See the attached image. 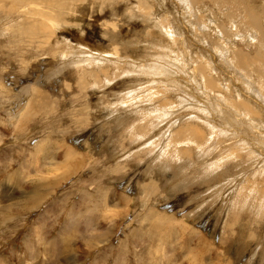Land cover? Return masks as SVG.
I'll list each match as a JSON object with an SVG mask.
<instances>
[{
    "label": "rangeland",
    "instance_id": "rangeland-1",
    "mask_svg": "<svg viewBox=\"0 0 264 264\" xmlns=\"http://www.w3.org/2000/svg\"><path fill=\"white\" fill-rule=\"evenodd\" d=\"M246 1L0 0V264H264V35L240 15L264 0ZM228 91L260 129L215 113Z\"/></svg>",
    "mask_w": 264,
    "mask_h": 264
},
{
    "label": "bare ground",
    "instance_id": "bare-ground-1",
    "mask_svg": "<svg viewBox=\"0 0 264 264\" xmlns=\"http://www.w3.org/2000/svg\"><path fill=\"white\" fill-rule=\"evenodd\" d=\"M204 0H185V5L187 6V8L189 9V14L193 17L194 15H195V12L193 13V7L194 6H198L199 4H201L202 2H203ZM235 2H237V0H234ZM244 1H246V0H244ZM206 2H207V0H206ZM239 2V1H238ZM143 3V2H142ZM246 3H247V1H246ZM205 4V3H204ZM202 5V4H201ZM146 6V5H145ZM193 6V7H192ZM203 7V6H202ZM146 9V8H145ZM250 9V8H249ZM146 12V11H145ZM246 12V14H244ZM146 13H148V12H146ZM150 13V12H149ZM241 14H244V16L248 19L247 21H249V23H250V26H252V27H254L257 31H258V35H259V37L260 36H263L264 34L262 33V26L260 25L264 20V8H262L261 9V11L260 12H258V13H256L254 10H252V11H247V9H243V12H241L240 13V15ZM227 18L228 19H230L229 21H232V19L231 18H233V16L231 15V14H228L227 15ZM51 19V18H50ZM188 19H189V17H188ZM190 21V20H189ZM158 22V21H157ZM158 25L160 26V27H158V29L160 30V33L162 34V35H166V37H161V38H163V39H168V40H172L173 39V36L176 34V32L175 31H173V32H170V31H168V30H170L169 28L168 29H166V26H165V24H163L162 25V23L161 22H159L158 23ZM233 27H235V26H233L232 24H231V26H230V28H233ZM238 28H239V26H238ZM248 28V27H247ZM250 29V28H249ZM240 30H241V28H240ZM244 31L246 32V30L244 29ZM225 32V31H224ZM237 33V32H236ZM249 33H251V32H249ZM247 34V33H246ZM220 35H222V34H220ZM229 35V34H228ZM232 35V34H231ZM223 36V35H222ZM226 37H228V36H226ZM253 37V36H252ZM258 38V37H257ZM262 39H260L261 40V42L260 43H257V50L259 51L258 52V55H262L263 56V60H264V53H262V51H261V49L263 48L262 46H261V43L262 44H264V37H261ZM240 39V38H239ZM222 40V39H221ZM253 40H254V37H253ZM257 41V40H256ZM255 42V41H254ZM172 44H173V40H172ZM175 46H176V43L174 44ZM175 46H173V47H175ZM224 47V46H223ZM172 47H171V43L168 41V43H166V44H164L163 45V55H162V57H160L159 56V59L157 60V62H160L161 60H162V62H165L166 60H169L168 62L169 63H171V67H176L175 68V70H179L180 69V62H181V56H180V54H178V53H175V51H172ZM224 49V48H223ZM223 49H220L221 50V54H219V60L220 59H222L223 57H224V50ZM239 50V49H238ZM79 54V53H78ZM90 56V58H88V59H94L95 61H97V62H100V61H102L101 60V58H104L101 54H99V55H97V56H94V55H89ZM183 56V55H182ZM247 57H248V55H247ZM245 58V57H244ZM82 60H83V58H82ZM245 60V59H244ZM247 60V59H246ZM246 60H245V62H246ZM183 61V60H182ZM251 61H253L252 59H251ZM260 61H261V63H262V59H260ZM90 62H94V61H88V63H90ZM255 63V62H254ZM159 65H161L160 63H158ZM252 64V63H251ZM255 64H257V62L255 63ZM71 65H75V62H71V64H69V66H71ZM65 66V65H64ZM253 66V65H252ZM148 69V72H155L156 70H158V71H160L161 73H162V75L163 74H166V73H169L170 71H168V68H162V69H159V68H157V66H156V64H153V63H151L150 65H149V67L147 68ZM149 69H151L150 71H149ZM157 71V72H158ZM141 72H144V71H141ZM204 72V74H207L206 72H208V71H203ZM257 72H258V70H257ZM186 73V72H185ZM158 74H160V73H158ZM188 74V73H187ZM257 74V73H256ZM207 77V76H206ZM264 77V76H263ZM209 78V77H208ZM211 78V77H210ZM203 80H204V82H203V86H205V88L206 89H208V90H210L212 93H214V94H217V95H219V96H221L222 97V99L224 100V98H226V96H225V94H223L220 90H221V88L222 89H227L226 87L227 86H225V85H223V86H221L220 88L219 87H217V85L216 86H214V85H211V86H209L208 84H207V82H211V80H208L207 78H205V77H203ZM198 82V81H197ZM199 83V82H198ZM210 84V83H209ZM200 86V85H199ZM212 88H215V89H217V90H212ZM202 90V89H201ZM203 92H205V91H203ZM202 92V94L203 95H205V94H207V93H203ZM208 92V91H207ZM221 94H220V93ZM229 92V97H231V102H229V104L233 107V108H235L237 111H232L231 109H229L227 106H225V107H223V106H221V105H219V104H217V103H215V107L212 105V107H214L213 109L215 110V113H219V115L222 113L221 112V108H224L223 109V112L225 111V113L226 112H228L227 113V115L228 116H231L232 117V120H231V118H228L224 113H222V117H224V115H225V118H226V121H227V123H228V125H230V126H232V127H234L235 126V124L236 123H239V122H241V121H239L240 120V118L241 117H243V119L244 120H251V121H249V123L247 124V125H252L255 129H260V126H259V124L257 123V122H255V119H254V117H259L260 116V113H258V111H259V109H257L256 107L254 108V106H252V104H248V102L247 101H245V100H243L242 101V98H241V95H240V98H239V96H238V93L237 92H230V91H228ZM227 92V93H228ZM201 94V93H200ZM199 96V95H198ZM209 96V95H208ZM206 100H209V99H207L206 98ZM215 100V99H214ZM204 101V100H203ZM210 101V100H209ZM217 101V100H216ZM225 101V100H224ZM262 101V100H261ZM205 102H207V101H205ZM161 103V102H160ZM158 104L157 106H156V108H155V110H156V112H159V113H163L161 110H165L166 108H167V106L169 105L168 103H161V104ZM261 103V102H260ZM213 104V103H212ZM207 110V109H206ZM208 111V110H207ZM232 112H234L235 114H236V116L237 117H234L233 116V113ZM224 114V115H223ZM221 120V119H220ZM243 120V121H244ZM239 121V122H238ZM232 122H234V123H232ZM194 126V125H193ZM198 127V126H197ZM197 127H190L189 126V128L188 129H185V130H182L181 132L183 133V132H186L187 133V135H188V137L186 138V139H182L181 138V132H179V133H177V138H176V140H173V141H175L176 143H183L184 141H193V143H197L198 142V140L199 139H201V130L199 129V128H197ZM251 128V127H250ZM253 131V130H252ZM256 132V131H255ZM254 132V133H255ZM258 132H260V131H258ZM254 135V134H253ZM200 142V141H199ZM219 142V141H218ZM217 142V143H218ZM202 143V142H201ZM215 143V142H214ZM221 143H222V141H221ZM199 144V143H198ZM233 149V148H232ZM236 149V148H235ZM238 151V150H237ZM188 152V151H187ZM250 152V151H249ZM231 153V152H230ZM251 153V152H250ZM252 154V153H251ZM262 154V153H261ZM264 154V153H263ZM258 158V155H253V160L255 159V160H258L257 159ZM262 159L263 160H261V162H263L264 161V156H262ZM242 161V160H241ZM257 163H258V161H257ZM263 164H264V162H263ZM257 165V164H256ZM261 167V166H260ZM212 172H214V171H212ZM254 184V183H253ZM252 189V188H251ZM252 191V190H251ZM247 193V192H246ZM190 234V233H189Z\"/></svg>",
    "mask_w": 264,
    "mask_h": 264
}]
</instances>
